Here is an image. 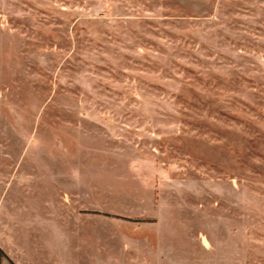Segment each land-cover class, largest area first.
<instances>
[{
    "label": "rangeland",
    "instance_id": "rangeland-1",
    "mask_svg": "<svg viewBox=\"0 0 264 264\" xmlns=\"http://www.w3.org/2000/svg\"><path fill=\"white\" fill-rule=\"evenodd\" d=\"M0 213L18 264H264V0H0Z\"/></svg>",
    "mask_w": 264,
    "mask_h": 264
},
{
    "label": "crops",
    "instance_id": "crops-1",
    "mask_svg": "<svg viewBox=\"0 0 264 264\" xmlns=\"http://www.w3.org/2000/svg\"><path fill=\"white\" fill-rule=\"evenodd\" d=\"M1 232H2V228H1V213H0V234H1ZM0 251H2L1 247H0ZM4 259L8 261V264H18L16 262L14 263V261L10 260L9 256L4 257V254L3 255L0 254V264H3Z\"/></svg>",
    "mask_w": 264,
    "mask_h": 264
},
{
    "label": "trees",
    "instance_id": "trees-1",
    "mask_svg": "<svg viewBox=\"0 0 264 264\" xmlns=\"http://www.w3.org/2000/svg\"><path fill=\"white\" fill-rule=\"evenodd\" d=\"M0 254L3 255L4 254L3 251H0Z\"/></svg>",
    "mask_w": 264,
    "mask_h": 264
}]
</instances>
